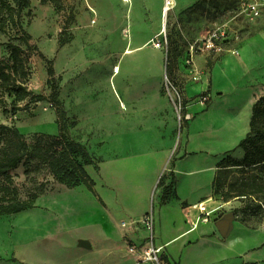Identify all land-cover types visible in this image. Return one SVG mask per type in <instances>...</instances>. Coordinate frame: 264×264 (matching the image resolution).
Here are the masks:
<instances>
[{
    "label": "rangeland",
    "instance_id": "rangeland-1",
    "mask_svg": "<svg viewBox=\"0 0 264 264\" xmlns=\"http://www.w3.org/2000/svg\"><path fill=\"white\" fill-rule=\"evenodd\" d=\"M102 1L106 2L104 4L99 1L102 14L107 15L108 20L102 18L96 24V28L99 26L105 29L104 33H109L103 40L105 44L112 45L110 34L118 33L120 39L114 40L113 43L121 47L120 54H106L105 45L85 52L65 51L66 47H73L76 40L82 42L83 46L87 45L82 40L83 34L86 33L82 29L87 26L81 24L82 18L89 10L83 9V4L87 5V0H62L61 7L50 1L42 3L41 0H31L29 11H25L26 29L31 35L32 44L35 45L33 51L27 49L30 53L31 72L27 83L36 94L51 97L57 93L66 112L71 137L82 143L92 158V163L87 164L86 168L94 179L95 188L99 186L101 190L106 191L111 181L118 182L123 192L120 194L130 197L133 193L131 185L140 166L136 167L137 163L123 160H128L137 152L148 151L150 155L152 153L159 158L162 157V161L156 167L157 172L154 177L156 183L151 187V202L159 198L163 202L162 196L171 184L168 202L174 201L177 199L174 196L178 195L176 166L188 153L191 127L197 123L199 127L197 146L208 151L198 147L202 150L196 153L210 152L215 157L216 172L218 164L227 157L232 159V163H242L229 167V175L223 177L224 183L219 187L218 192H215L214 177L208 205L218 210L211 215V224H205L213 226L212 223L216 219L225 213L234 212L235 219L249 228H264V170L248 168L244 171V161L248 152L244 147L239 146L251 129L253 106L258 98L264 95V15L252 19L241 14L239 0H172L171 8L167 12L164 7L168 0H142L144 16L137 18V23H133L130 19L113 20L119 14L116 1ZM93 2L95 3V0ZM153 9L154 12L160 13V20L163 23L161 29L165 30L163 32H166L169 40L171 64L169 74L167 73L168 51L151 43L150 38L145 36L148 31L144 32L140 28L146 22L152 26L150 13ZM91 14L93 25L97 15L92 12ZM110 16L113 17L112 20H109ZM223 24H227L229 36L225 46H233L234 39L231 35L239 34L241 55L230 56L232 52L222 51L220 54L205 55L207 59L195 57L197 63L202 61L204 66L201 68L200 65L199 68L198 65L195 67V72L189 67L185 70L190 45L203 37L212 26ZM129 39H133L132 44ZM9 40V37L2 33L0 58L8 56ZM15 42L27 48L23 42L19 40ZM130 46L134 51L128 54L126 50ZM229 57L244 58L247 66L234 64L232 66L229 63L226 65V59ZM117 65L121 66L122 70L119 75L114 71ZM214 71L215 82H218L223 91L213 92L214 99H211V102L201 100V95L207 92L194 93L195 95L187 93L193 83L204 81L205 75L212 88ZM196 73L200 77L199 81L194 78ZM167 76L187 93L186 103L192 102L188 105L191 111L186 110L188 113L191 112L190 119H180L168 95ZM116 90L119 91V95L116 94ZM14 97V93L0 89V98L5 100V103L0 104V123L18 127L30 144L36 143L41 138L47 139L59 135L58 113L52 101L31 102L29 109L13 112L11 102ZM218 100L215 115L207 117L206 111ZM26 103L27 100L20 104L26 105ZM197 104L202 108L192 111ZM244 106L249 109L248 127L240 134L232 130L229 123L225 124V121L229 119L230 114L242 110ZM5 108L9 111L5 112ZM260 146L264 148V142L249 145V150L256 154ZM138 148L143 150L139 151ZM193 163L190 164L191 167L186 163L189 166L188 171H198L200 165H208L209 161L194 159ZM180 176L183 177L184 186L193 191L189 195L191 199L199 192L198 190L196 192V189L206 185V176L201 174L193 173L184 177L183 173H180ZM251 177L256 178V183L253 185L256 192L250 196L238 195L243 184L249 183ZM1 179L4 184L10 186V189L0 191V204H7L14 198L17 202L34 201L32 208L0 215V260L20 263L22 261L20 254H25L29 242L30 245L44 243L45 234L49 231V225L54 217L48 211V207L51 204L54 209L58 206L56 203L64 202V193L58 189V185L63 183L56 180L45 165L38 164L35 160H23L15 168L2 173ZM96 191L97 194H93L107 206L106 200L97 188ZM68 200L70 201V197L67 196L66 203L69 204ZM193 207L199 212L198 219L200 211L195 205ZM40 209L47 210L43 216ZM78 215L65 214V220L74 224L76 219L81 220V216ZM143 215L124 214L118 218L121 228L119 241L123 248L122 260H126L127 255L131 256L128 248L130 241L147 236L142 226H124L123 221L141 218ZM176 218L178 216L163 215L158 221L156 217V243L160 242V236H165L164 225ZM59 220L63 222L61 217ZM129 228L135 229L137 238L129 235ZM52 237L47 242L50 250L54 251L56 241L54 236ZM139 240L137 242H140ZM165 250L167 251L166 247ZM166 251L165 255L168 254ZM262 251L263 249L258 254ZM36 253L39 257H46L48 260L52 255L49 250H44L42 247ZM206 260L210 261L212 257L209 256ZM136 263L157 264L141 261L138 258ZM161 264L176 263L171 259L166 261L162 258Z\"/></svg>",
    "mask_w": 264,
    "mask_h": 264
},
{
    "label": "crops",
    "instance_id": "crops-1",
    "mask_svg": "<svg viewBox=\"0 0 264 264\" xmlns=\"http://www.w3.org/2000/svg\"><path fill=\"white\" fill-rule=\"evenodd\" d=\"M99 1L104 3L102 0H95V3L93 0H87V5L83 4V9L85 11L86 9H89L86 11L87 14L81 20V24L87 26V28L82 29L83 32H86L83 34L82 40H84L87 45L83 46V44L81 45L82 42L79 43V41L76 40L74 46L71 48L66 47L65 51L85 52L86 50H91L92 48L105 45V49H107L105 52L106 54L116 55L121 53V47L114 45V40L120 39L118 37V33L116 35H114V33L110 34L112 45L111 43L105 44L103 43V40L105 35L109 33H104L105 29H101L99 26L96 28V24L102 18L108 20V16L102 14L103 10ZM115 1L119 14L116 18L110 16L109 20H112V18L113 20L121 18L124 21L126 19H130L131 22L137 23L139 18H143L144 4L142 0H131L130 2H124L122 0ZM104 4H106V2ZM107 5H110L109 1ZM119 5H121L120 8ZM113 6L115 5L113 4ZM92 8L96 10V13L91 10ZM91 12L97 15V20L93 25L91 24V18L93 17ZM160 16V13H157L156 11L154 12L153 9L150 13V23H152V26L148 25L149 22L140 26L144 32L145 30L146 32L148 31L145 36L148 39L150 38L149 41L151 40V43H153L152 40L156 36L162 38L161 32L165 31L161 29L163 27V23L160 20ZM149 27L150 29H148ZM111 32L114 31L111 30ZM0 37H2V33H0ZM239 46L241 49V44H239ZM130 48L132 47L130 46ZM161 49H164L166 52L168 51V57V54L170 53L169 43L168 48L161 47ZM205 55L207 54H198L196 58L205 59ZM231 55L239 57L241 55V51L238 55L230 53V56ZM196 58L194 66L197 67L199 65L200 68L201 65L202 68L204 66V64H202L203 62L201 61L198 64V60ZM225 63L226 65L230 64L232 66L233 64L235 66H247V62L244 58L239 59L229 57L226 59ZM184 68L185 70L188 68L187 64ZM215 71L213 73L212 88L211 83L206 78V75L205 77L202 75V77H204V81H200V83L196 82L195 84L193 83L187 93L194 94L207 92L211 95L209 100L211 102V99H214L213 92L223 91L218 82H215ZM187 93L184 92V95L187 96ZM218 102L219 100L214 104L212 103L211 107L208 108L206 111L207 117L213 114L215 115L217 111L216 105ZM252 102L253 101H251V103ZM190 103L187 102L186 110L189 109L188 105ZM201 108L202 106L197 104L194 106V110L192 111H198V109ZM248 114L249 109L244 106L242 110H238L233 112V114H230L229 119H226L227 121H225V124L229 123L232 130L241 134L248 127ZM198 133L199 127L197 123L193 124L191 127V141L188 147V153L177 163L176 166V171L178 173V199L163 203L159 198L151 202V187L154 183H156V180L154 179L157 172L156 167H158L160 161H162V157L159 158L156 155H152V153L150 155L148 151L137 152L128 160H123L124 162L137 163L136 167L140 166L137 169V174L131 185L133 193L130 194V197L120 194L123 192H121L118 182L111 181V185L108 186L109 189L106 191L101 190L99 186H97L96 188L98 192L106 200L107 206H105L85 185L68 188L64 184H59L58 189L64 193V202L62 204L56 203L58 206L54 209L51 204L48 207V211H50V214L54 215V217L51 216L52 223L49 225V231L45 234L44 243L42 245H36L34 243L30 245L29 242L25 254H20L22 257V261L20 263H8L0 260V264H139L136 263L137 258L134 255L129 256L126 254V260H122L121 258L123 248L121 242L119 241L121 228L118 218L124 214L128 216H141L144 213L146 214V212L148 213L150 209H153L152 211L155 213L156 217H158V221L161 220L163 215L178 216V218L174 220L172 219L169 223L165 222L166 224L164 225L163 231L165 236L159 235V244L163 245L164 248L166 247L168 251L164 250L163 258L165 260V257H167L168 261L171 259L176 264H263L264 228H249L241 221L235 219L230 235L224 238L221 236L215 222L212 223L213 226H209L207 224H211L212 221L203 222L197 219L199 212H196V209L193 206L200 202H206L208 204L210 200L208 198L212 195V182L216 176V165L214 164L215 157L210 152L204 154L196 153V151L204 149L203 147L197 146ZM198 147L202 149H199ZM138 150L141 151L143 149L138 148ZM194 159H202L204 162L209 161V163L208 165H200L198 167V171H188L187 167H191L190 164H194ZM186 163L189 166L186 165ZM184 165H186V168ZM180 173H183L184 177L193 173L206 176V185H201L200 189H196V192L197 190L199 192L193 199L189 196L193 191H191L189 187L184 186L185 183L182 179L183 177L181 178ZM67 196L70 197V201L68 200L69 204L66 203ZM63 205L65 206L62 208ZM64 208L66 209L62 211ZM46 211L47 210L42 211V216ZM70 213L79 214L81 216V220L78 221L76 219L74 224L67 223L65 220V214L70 215ZM59 217L62 218L63 222L59 220ZM193 223H198L195 228H193ZM134 230L135 229L129 228V235L137 238ZM52 236H54V241H56L54 251L52 249L50 250V245L47 242L48 239L51 240V238H53ZM138 240L130 241V243H142L144 240L143 236H141V239L139 240L140 242H137ZM41 247L44 250H49L50 254H52L49 260L46 259V257H39L37 255L36 252L40 251ZM261 249H263V251L261 254H258ZM165 251L168 254L165 255ZM209 256L212 257V260L207 261L206 259Z\"/></svg>",
    "mask_w": 264,
    "mask_h": 264
},
{
    "label": "trees",
    "instance_id": "trees-1",
    "mask_svg": "<svg viewBox=\"0 0 264 264\" xmlns=\"http://www.w3.org/2000/svg\"><path fill=\"white\" fill-rule=\"evenodd\" d=\"M52 2L56 6H63L62 0H41L42 3ZM31 0H0V32L9 37L7 43L8 56L0 58V89L15 94L11 102L12 111L30 108L31 102L50 100L58 113L60 133L56 137L41 138L34 144H30L20 129L14 125L0 123V191L9 190L10 186L4 184L1 175L8 169L15 168L23 160H35L38 164L45 165L60 183L70 187L84 184L92 193L97 194L95 182L86 165L92 163V158L86 147L71 137L67 125L66 112L58 99L57 93L51 97L33 92L28 81L30 78V53L35 45L31 42V35L26 29L25 11L30 9ZM15 40L23 42L16 43ZM167 73L170 68V55L168 54ZM169 74V73H168ZM3 95V94H1ZM26 105H21L23 101ZM5 103L0 98V104ZM9 110L5 108V112ZM251 129L239 146L248 152L244 161V171L248 168L264 170V148L258 147L255 154L249 150V145L264 142V95L255 102L252 109ZM232 159L227 157L218 164V170L214 179L215 192L223 185V177L229 175ZM249 173V172H248ZM256 178L251 177L249 183H244L238 195L250 196L256 192L253 185ZM172 184L165 190L162 201H169V193ZM175 198H179L176 194ZM34 201H16L10 199L7 204H0V215L18 213L27 208H32ZM167 260V257H165ZM168 261V260H167Z\"/></svg>",
    "mask_w": 264,
    "mask_h": 264
},
{
    "label": "built area",
    "instance_id": "built-area-1",
    "mask_svg": "<svg viewBox=\"0 0 264 264\" xmlns=\"http://www.w3.org/2000/svg\"><path fill=\"white\" fill-rule=\"evenodd\" d=\"M171 4L172 0H168V7H171ZM239 8L241 10V14H245V16L248 18L258 19L264 15V0H239ZM168 9H165V12H167ZM226 27L227 24H223L222 26H212L203 34V37L198 38L190 45L189 53L186 58V64L190 69H192L191 71L195 72L196 70L194 61L198 54H220L222 51L232 52L233 54L240 53L239 34H234V36L231 35V37L234 39L233 46H225V41L229 39L228 28ZM161 35L162 38L156 36L152 40L153 44L156 47L168 48L169 41L166 32H161ZM194 78L197 81L200 80V77L197 75V73L194 75ZM166 87L168 95L172 100L180 119H190L191 114L186 112V96L184 95L182 88L173 82L169 76H167ZM210 98L211 95L209 93L201 95L202 102H207L210 100ZM195 207H197V209L200 211L198 220L203 222L210 221L211 215L218 210V208H210L206 202H200L195 205ZM155 219V213L153 211H149L141 218L124 220L123 225L131 227L142 226L147 233V236L146 238L144 237L142 243L129 244L128 248L130 254L134 255L141 261L161 264V259L163 258L165 248L163 245H160L159 242L156 243ZM197 224L198 223H193V228H195Z\"/></svg>",
    "mask_w": 264,
    "mask_h": 264
},
{
    "label": "water",
    "instance_id": "water-1",
    "mask_svg": "<svg viewBox=\"0 0 264 264\" xmlns=\"http://www.w3.org/2000/svg\"><path fill=\"white\" fill-rule=\"evenodd\" d=\"M235 220V213L228 212L225 213L222 217H219L215 220V225L218 228L222 237L226 238L230 235Z\"/></svg>",
    "mask_w": 264,
    "mask_h": 264
},
{
    "label": "bare ground",
    "instance_id": "bare-ground-1",
    "mask_svg": "<svg viewBox=\"0 0 264 264\" xmlns=\"http://www.w3.org/2000/svg\"><path fill=\"white\" fill-rule=\"evenodd\" d=\"M122 1H124V2H130L131 0H122ZM168 8L170 9L171 7H168V2H167L166 5H165V7H164V10H165V9H168ZM91 10H92L94 13H96V10H94L93 8H92ZM129 40H130V39H129ZM130 42L132 43V42H133V39H131ZM132 52H133V50H132V48H130V47H129L128 50L126 51V53H128V54H130V53H132ZM114 71L116 72L117 75H119V74L121 73V71H122V70H121V66H120V67H119V65L115 66ZM116 92H117L116 94L119 95V94H118L119 91L116 90ZM123 106H124V105H123Z\"/></svg>",
    "mask_w": 264,
    "mask_h": 264
}]
</instances>
